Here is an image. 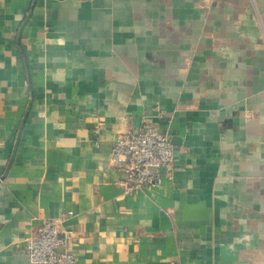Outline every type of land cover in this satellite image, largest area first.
<instances>
[{
    "label": "crops",
    "instance_id": "crops-1",
    "mask_svg": "<svg viewBox=\"0 0 264 264\" xmlns=\"http://www.w3.org/2000/svg\"><path fill=\"white\" fill-rule=\"evenodd\" d=\"M143 122L174 169L125 194ZM56 218L78 264H264V0H0V264Z\"/></svg>",
    "mask_w": 264,
    "mask_h": 264
},
{
    "label": "built area",
    "instance_id": "built-area-1",
    "mask_svg": "<svg viewBox=\"0 0 264 264\" xmlns=\"http://www.w3.org/2000/svg\"><path fill=\"white\" fill-rule=\"evenodd\" d=\"M97 140L98 127L92 130ZM109 166L121 173L118 185L132 194L147 185L171 177L174 146L168 136L150 122L138 130L118 132L109 154ZM23 248L27 264H78L71 232L60 227V219L45 220L36 233L26 236Z\"/></svg>",
    "mask_w": 264,
    "mask_h": 264
}]
</instances>
